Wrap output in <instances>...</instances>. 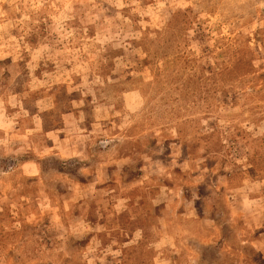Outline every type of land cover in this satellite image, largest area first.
<instances>
[{"label":"rangeland","instance_id":"rangeland-1","mask_svg":"<svg viewBox=\"0 0 264 264\" xmlns=\"http://www.w3.org/2000/svg\"><path fill=\"white\" fill-rule=\"evenodd\" d=\"M0 264H264V0H0Z\"/></svg>","mask_w":264,"mask_h":264}]
</instances>
